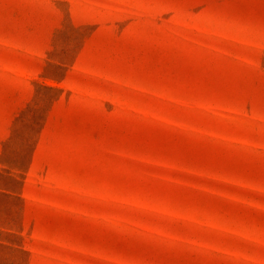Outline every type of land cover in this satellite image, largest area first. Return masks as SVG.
Masks as SVG:
<instances>
[{"label": "rangeland", "instance_id": "obj_1", "mask_svg": "<svg viewBox=\"0 0 264 264\" xmlns=\"http://www.w3.org/2000/svg\"><path fill=\"white\" fill-rule=\"evenodd\" d=\"M0 264H264V0H0Z\"/></svg>", "mask_w": 264, "mask_h": 264}]
</instances>
